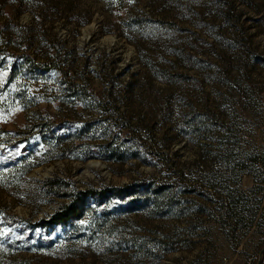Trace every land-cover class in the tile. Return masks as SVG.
<instances>
[{"label": "rangeland", "instance_id": "374dc122", "mask_svg": "<svg viewBox=\"0 0 264 264\" xmlns=\"http://www.w3.org/2000/svg\"><path fill=\"white\" fill-rule=\"evenodd\" d=\"M263 247L264 0H0V264Z\"/></svg>", "mask_w": 264, "mask_h": 264}, {"label": "trees", "instance_id": "16d2710c", "mask_svg": "<svg viewBox=\"0 0 264 264\" xmlns=\"http://www.w3.org/2000/svg\"><path fill=\"white\" fill-rule=\"evenodd\" d=\"M37 66L41 70H45L47 68L46 64H44V63H37ZM75 199H73L71 203H68V204L64 205L63 207H61V209L58 210L57 212H55L51 216V218H53L54 221H56V222H64L72 216H77L80 212V206L78 205V203Z\"/></svg>", "mask_w": 264, "mask_h": 264}, {"label": "water", "instance_id": "95a60500", "mask_svg": "<svg viewBox=\"0 0 264 264\" xmlns=\"http://www.w3.org/2000/svg\"><path fill=\"white\" fill-rule=\"evenodd\" d=\"M263 252H264V247L262 248V250L260 252V256H259V259H258L256 264H260L261 263Z\"/></svg>", "mask_w": 264, "mask_h": 264}, {"label": "built area", "instance_id": "2783aa9c", "mask_svg": "<svg viewBox=\"0 0 264 264\" xmlns=\"http://www.w3.org/2000/svg\"><path fill=\"white\" fill-rule=\"evenodd\" d=\"M260 264H264V261L261 260V263Z\"/></svg>", "mask_w": 264, "mask_h": 264}]
</instances>
